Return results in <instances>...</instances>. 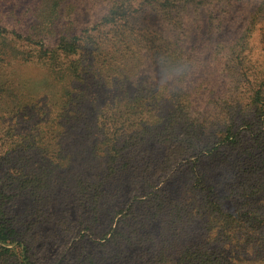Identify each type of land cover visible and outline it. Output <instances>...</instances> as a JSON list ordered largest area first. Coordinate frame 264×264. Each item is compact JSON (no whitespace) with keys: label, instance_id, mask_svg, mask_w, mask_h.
Here are the masks:
<instances>
[{"label":"rangeland","instance_id":"1","mask_svg":"<svg viewBox=\"0 0 264 264\" xmlns=\"http://www.w3.org/2000/svg\"><path fill=\"white\" fill-rule=\"evenodd\" d=\"M38 1L0 0V7L6 13L26 16ZM221 6L216 3L212 9L219 10ZM222 7L227 9L223 27L214 32L209 28V6L190 9L182 28L177 30L152 10L142 15L140 21L144 26L161 32L184 54L180 63L171 66L173 68L158 65L147 54L145 64L135 71H127L125 79H110V66L103 79L91 67L94 54L92 44L87 43L83 49L85 79L76 83L75 102L66 111L67 130L59 135L58 143L51 142L49 145H52L44 149L33 147L29 134L44 129L58 114L53 111L55 107H51L52 101L44 97L39 107H21L13 92L0 91L3 104L0 107V184L3 183L6 194L12 196L7 207L12 217L21 218L35 249L36 264H178L184 252H187L185 264H218V254L200 258L192 248L196 239L203 240L204 232V222L192 220L186 205L188 192L196 182L193 165L198 159L201 171L213 169L216 174L223 175L234 190V194L226 193L234 198L228 208L242 206L237 200L242 201L240 195L246 189L252 200L258 201V204L254 201L255 205H263L264 209V192L254 195L257 180L264 177V165L237 167L240 158L235 153L227 155L229 150L217 159L207 152L183 158L173 162L166 173H153V163L162 157L161 148L171 147L162 142L160 135L175 132L186 140L195 130L162 128L170 115L178 111L177 100L183 99L184 92L197 85L209 83L218 87L216 102L203 106L194 116L204 144L209 141V134L233 122H227L233 114L238 125L234 130L246 129L242 125L241 109L249 103L250 81L264 72V0H241ZM109 8V0H68L61 9L62 22L75 18L80 31L93 29L102 22ZM257 13L258 23L249 33L247 29ZM247 34L250 43L248 68L241 73L246 76L228 70L224 61L217 63L218 68L214 60L218 57L215 56L217 45ZM16 73L22 81L16 83L17 86L26 88L31 80L42 76L39 70L29 66ZM156 83L164 84L163 92H154ZM149 91L152 96L159 95L151 118L153 126L158 127L131 129L148 131V135L130 171L123 166L103 173L107 146L99 144L101 110L107 105L114 106L113 115L121 122V117L130 112L126 98ZM10 95L12 106H7L6 97ZM159 119L162 122L158 124ZM116 127L123 128V124L118 123ZM124 130L110 129V140L118 137L123 143L127 140L122 136ZM19 134L25 136L18 137ZM178 144L182 146L185 142ZM218 159L222 162L220 166ZM26 180L29 182H24ZM22 187L27 190L19 194ZM159 189L166 190L161 193L163 201L154 197ZM197 233L201 237H196ZM0 264H17V260L13 254L0 252Z\"/></svg>","mask_w":264,"mask_h":264},{"label":"trees","instance_id":"2","mask_svg":"<svg viewBox=\"0 0 264 264\" xmlns=\"http://www.w3.org/2000/svg\"><path fill=\"white\" fill-rule=\"evenodd\" d=\"M66 1L68 0H39L28 10L26 16L22 13L19 15H15V12L6 13L0 7V91L13 92L21 107L36 108L40 106L44 97L49 98L52 101L51 107H55L53 111L58 113L44 129H37L29 134L32 139L30 144L37 149L51 146L52 144L49 145L51 142L58 143L59 135L67 130L66 111L75 102L76 83L85 79L83 49L87 43L92 44L94 54L91 67L96 73L101 74L102 78L110 66V79H125L127 71H135L145 64L144 57L147 54H150L158 65L173 68L171 66L180 63V57L184 54L163 37L161 32L144 26L140 21L142 15L152 10L160 15L164 23L177 30L182 28L184 18L190 9L209 6V28L214 32L215 29L223 27L224 15L227 12V9L222 7L223 4L241 0H109L108 13L98 27L93 29L88 27L89 29L82 31L79 30L75 18L62 22L61 9ZM216 3L222 5L219 10L217 7L212 9ZM30 17H33L32 21L29 20ZM258 20L259 13L253 16L247 32L255 30ZM248 37L249 34L230 43L218 44L215 53L218 57L214 59L216 64L224 61L226 68L237 74L247 70L250 44ZM28 66L39 70L42 76L31 80L27 88L17 86L16 83L20 84L22 81L16 70ZM217 66L219 68V64ZM105 79L110 84V79L108 77ZM250 87L249 103L246 108L241 109L242 125L246 126V129L234 130L238 125L233 114L227 121L233 122L228 123L226 128L209 134L207 137L209 141L205 144L203 135H200L196 128L194 116L203 106H210L216 102L218 87L204 83L184 92V98L177 100L178 111L170 115L162 129L180 127L195 130L187 135L186 140L175 132L160 135L162 142L170 144L171 147L161 148L162 157L157 163H153L155 165L153 173L156 175L166 173L173 162L202 155L204 152L217 159L227 150L230 151L227 155L235 153L240 158L239 165L237 163L235 165L237 167L241 166L243 169L244 164L264 165V72L255 75V79L250 81ZM151 96L152 93L149 91L143 95L140 92L126 98L130 104V112L121 117L120 120H123L121 122H117L113 115L114 106L107 105L101 110L99 144L107 146L103 157L105 165L103 173L106 170L110 171V168L119 170L123 166H127L130 171L136 153L146 143L148 135V131L145 133L143 130L131 129L158 127L153 126L151 118L153 106L158 102L159 95L154 93V96ZM10 97L12 95L6 97L7 106H12ZM157 122L159 124L162 120L159 119ZM118 123H122L123 128L116 127ZM110 129H125L122 136L127 140L123 143L118 137L110 140ZM23 136L25 135H18ZM181 141L185 144L179 146L178 142ZM219 161L220 166L222 162ZM200 162V159L194 161L193 174L196 182L190 188L186 199L192 220L204 222L203 240L196 239L192 248L200 258L218 254V264L224 263L222 260L228 264H264L263 205H255L258 201L252 200L245 189L240 195L242 201L237 200V204L242 206L228 208V203L234 198L226 193L229 191L230 194H234V190L230 189L225 177L216 174L213 169L201 171ZM106 177L108 178L107 175ZM4 190L5 186L2 183L0 252L2 255L13 254L17 264H36L37 258L30 237L23 227L21 218L12 217L7 207L12 202V196L7 195ZM22 190L19 194L24 193L27 188L22 187ZM163 191L166 190L159 189L154 192V197L163 201L161 197ZM263 192L264 177H259L254 195ZM29 194H32V190ZM185 211L189 214L188 208ZM196 237L201 236L197 233ZM186 254L187 252H184L180 255L178 264H185Z\"/></svg>","mask_w":264,"mask_h":264},{"label":"clouds","instance_id":"3","mask_svg":"<svg viewBox=\"0 0 264 264\" xmlns=\"http://www.w3.org/2000/svg\"><path fill=\"white\" fill-rule=\"evenodd\" d=\"M164 84L163 83H156L154 86V92H163L164 91Z\"/></svg>","mask_w":264,"mask_h":264}]
</instances>
